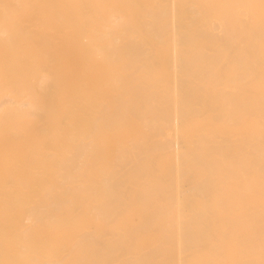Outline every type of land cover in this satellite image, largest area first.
I'll list each match as a JSON object with an SVG mask.
<instances>
[{
    "label": "bare ground",
    "instance_id": "obj_1",
    "mask_svg": "<svg viewBox=\"0 0 264 264\" xmlns=\"http://www.w3.org/2000/svg\"><path fill=\"white\" fill-rule=\"evenodd\" d=\"M0 6V264H264V0Z\"/></svg>",
    "mask_w": 264,
    "mask_h": 264
},
{
    "label": "rangeland",
    "instance_id": "obj_2",
    "mask_svg": "<svg viewBox=\"0 0 264 264\" xmlns=\"http://www.w3.org/2000/svg\"><path fill=\"white\" fill-rule=\"evenodd\" d=\"M4 9H5V6H0V14H1V15H4V13L8 11V10L6 11L7 7H6L5 11H4ZM10 9H11V8H10ZM15 11H16V10H15ZM1 12H2V13H1ZM3 12H4V13H3ZM12 12H14V11H12ZM14 14H15V13H14ZM1 15H0V16H1ZM11 15H12V13H11ZM11 15H10V16H11ZM16 15H17V14L12 15L11 17L13 18V17H15ZM4 16H7V18H8V15H4ZM1 18L3 19V18H6V17H2V16H1ZM2 19H1V20H2ZM1 20H0V26H3V27H1V28H2V29L7 28V31H9V27L11 26V23L7 24L8 21L6 20V21H5V22H7L6 24L9 25L8 27H6L5 22L2 23ZM2 29H1V30H2ZM23 46H24V47H23L21 50H22V53H24V55L22 56V57L24 58V57L27 55V50H29V49H31V48H27V47L25 48V46H26V42H23ZM0 47H1V46H0ZM6 49H8V47H6V46H2V47L0 48L1 51H5ZM25 52H26V53H25ZM1 55H2V54H1ZM1 55H0V56H1ZM4 59L6 60V53H5V54L3 53V55L1 56V62H0V64H4V63H3V62L5 61Z\"/></svg>",
    "mask_w": 264,
    "mask_h": 264
}]
</instances>
